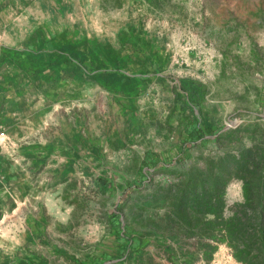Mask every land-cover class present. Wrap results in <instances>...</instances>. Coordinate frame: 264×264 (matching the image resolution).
<instances>
[{"label":"rangeland","instance_id":"rangeland-1","mask_svg":"<svg viewBox=\"0 0 264 264\" xmlns=\"http://www.w3.org/2000/svg\"><path fill=\"white\" fill-rule=\"evenodd\" d=\"M246 149L264 0H0V264H242L198 210Z\"/></svg>","mask_w":264,"mask_h":264},{"label":"trees","instance_id":"trees-1","mask_svg":"<svg viewBox=\"0 0 264 264\" xmlns=\"http://www.w3.org/2000/svg\"><path fill=\"white\" fill-rule=\"evenodd\" d=\"M187 141L201 139L204 133L197 126L191 124L186 129ZM250 149L239 153L235 165H219L216 170L220 173L212 175V168H208L212 179L210 187L215 196V206L198 210L200 213L212 214L209 224L214 232L211 237L216 241H224L230 249L232 256L242 264H264V153L263 162L249 164L248 154ZM152 154H146L144 164L152 163ZM233 175L242 181L243 200L236 202L231 207V215L222 217V191L225 186V175ZM204 182L200 189H205ZM194 192L193 187L191 193ZM121 247H134L137 242H127L123 246L125 235H120ZM213 248V247H212ZM102 261L94 258L91 264H101Z\"/></svg>","mask_w":264,"mask_h":264},{"label":"crops","instance_id":"crops-1","mask_svg":"<svg viewBox=\"0 0 264 264\" xmlns=\"http://www.w3.org/2000/svg\"><path fill=\"white\" fill-rule=\"evenodd\" d=\"M105 263V262H104Z\"/></svg>","mask_w":264,"mask_h":264}]
</instances>
